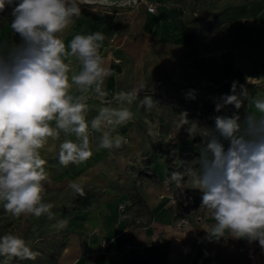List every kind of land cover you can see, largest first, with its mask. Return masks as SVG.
I'll use <instances>...</instances> for the list:
<instances>
[{
    "label": "clouds",
    "instance_id": "clouds-1",
    "mask_svg": "<svg viewBox=\"0 0 264 264\" xmlns=\"http://www.w3.org/2000/svg\"><path fill=\"white\" fill-rule=\"evenodd\" d=\"M83 3L0 0V13L11 8V32L19 37V42L0 40V203L15 220L56 219L55 202L45 199V184L51 182L46 151L58 148L62 167L79 166L94 154L93 133H100L97 151L120 149L128 141L117 129L135 120L131 106L151 113L159 105L152 95L141 97L149 89L142 79L107 99L106 81L117 74L109 64L111 54H101L105 34L76 33L65 42ZM93 100L99 104L89 119ZM245 102L242 120L238 110ZM228 105L237 111L215 116L212 129L190 121L187 111L176 116V129L188 125L189 137H202V146L198 165L173 171L164 184L174 185L180 194L185 189L201 193L198 210L213 221L201 228L205 239L258 242L264 250V98L250 96L245 85L233 81L231 94L220 98L215 111ZM145 124L148 135H157L153 121L145 117ZM68 188L74 197H85V178L69 181ZM171 201L177 203L174 195ZM67 223L66 218L59 219L54 227L60 230ZM195 230L189 225L179 237ZM38 256L22 235L11 231L0 235L2 264L13 258L35 261Z\"/></svg>",
    "mask_w": 264,
    "mask_h": 264
},
{
    "label": "crops",
    "instance_id": "crops-1",
    "mask_svg": "<svg viewBox=\"0 0 264 264\" xmlns=\"http://www.w3.org/2000/svg\"><path fill=\"white\" fill-rule=\"evenodd\" d=\"M149 2L155 5V13L149 14L142 8L138 16L158 26L155 33L156 52L150 62H148V56L144 58L143 54H136L131 59H126L125 55L118 52L116 59H113V62L109 61L110 67L117 75L110 76L106 81L108 100L113 99L116 91L129 90L136 84L135 78H127L130 73H126V68L133 66L134 70L139 71L143 67L139 66L136 69L137 61L139 65L145 67L149 63H155L154 83L161 85L165 91L169 90L171 93L175 91L183 97L187 96L189 90L198 88L209 80L205 75L208 72L214 82L227 75L230 77L232 74L241 78L264 76V51H262L264 50V0H153ZM179 9L186 11L187 14L201 12V19L195 23L194 19L188 15L179 27L176 22V11ZM10 12L9 7L4 13H0L1 40L9 39ZM242 18H246L245 24H242ZM206 19H209L214 27L213 43L210 45L212 49L208 51L205 49V44L200 40L195 41L196 35L187 30L191 25L196 26ZM73 36L66 34L65 42L70 41ZM238 43L245 44L247 49L256 45V49L253 47V50L245 51L243 56L234 52L231 54L232 46ZM109 47L112 46L104 45L101 54L107 56ZM180 47L184 50H179ZM226 47H229L230 51L223 54ZM217 56L219 59H225L218 74L217 63L210 69L206 61L207 58L217 60ZM233 58L238 59L237 66L232 65ZM125 63L128 65L126 66ZM117 76L120 78L117 79ZM132 81H134L133 84ZM220 89L217 91L216 87H208L204 105L209 106V111L202 119L196 120L200 126L212 129L215 116H231L237 111L232 105L226 106L220 112L215 111V105L220 98L225 94H231V87L228 85H223ZM258 92L260 93L255 96L264 98V89ZM154 100L158 101L159 105L151 113H145L135 104L131 106L135 120L117 129L128 141L120 149L97 151L96 141L100 133L92 134V144L93 152L96 151L97 154L109 155L116 152V159L119 161L117 171L121 172L131 170L132 164L135 167L141 166L145 155L151 157L150 163L145 164L144 167L151 170L155 177L146 180L132 174L128 178H123L122 182L113 184L116 187V193L111 194V197L107 196L109 198L105 201L107 205L104 213L91 214L88 217L91 219L75 222L69 230L66 245L60 250L53 264H264V250L260 248L258 242L249 244L246 240L231 238H222L219 241L205 239L207 233L201 228L213 221L200 214L202 219L196 221L195 215L188 214L178 203H171V197L176 191H165L162 184L167 177L168 162L165 156L153 150L151 143L159 139L156 135L150 136L148 132L145 133L148 130L145 117L156 125L161 123L167 130L166 135L162 137L163 140L170 134L175 137L177 152L191 150L195 152L197 160L200 156L202 137L190 138L186 131L188 125L177 130L175 121L178 114L173 113L169 108L172 105L169 100L166 102L160 98ZM162 102L165 104L163 105ZM89 103L92 106L89 114L91 119L96 115L95 109L99 102L93 100ZM158 107H165V110H158ZM246 109L247 102L238 110L242 120ZM163 112L166 118H158V114ZM154 131L157 133L156 128ZM57 153L58 148L55 151H46L44 155L45 157L53 156ZM82 167L87 169L88 163L80 168ZM105 170L109 177L111 173L115 175L116 168L107 166ZM133 190L137 192L148 212L146 222L143 221L142 216L133 213V208L126 207L124 212L117 209L118 204L128 202V194ZM160 195L163 197L159 198ZM182 216H186L189 223L181 229L176 222ZM189 225L196 230L188 232L184 237H179L183 236L181 232L187 230ZM93 230H97L95 234ZM104 243H106L105 246Z\"/></svg>",
    "mask_w": 264,
    "mask_h": 264
},
{
    "label": "rangeland",
    "instance_id": "rangeland-1",
    "mask_svg": "<svg viewBox=\"0 0 264 264\" xmlns=\"http://www.w3.org/2000/svg\"><path fill=\"white\" fill-rule=\"evenodd\" d=\"M143 1H147L148 3H150L149 1L153 2V0ZM81 7V16L75 19L67 33L68 35H75L76 33L89 34L95 31H101L106 36L104 45L112 46L108 48V53H112V62L113 59H116L118 52L121 55H125L126 59H131V57L136 56V54H143L144 58L148 56V62L151 61V57L154 56L153 54L156 52L157 48L155 33L158 26H156L154 22H148L144 20V18L138 16V12H140L142 8L145 9V5L140 0H85V3H83ZM92 9H95V11H92ZM200 13L201 12H190V14H187L186 11L179 9L176 11V22L178 26L181 27L183 20L189 15L196 23L197 20L201 19ZM241 20L242 24L247 22L246 18H242ZM9 29L8 40L11 41L15 39L16 42H19V37H13L11 28L9 27ZM187 30L196 35L195 41L200 40L205 44V49L207 51L212 49L210 45L213 43L212 31L214 27L209 19L203 20L201 24H197L196 26L193 24L190 28H187ZM145 34L148 36L146 37ZM253 47L256 49V45L247 49L245 44L241 45L238 43L232 46L233 50L231 51L229 47H226L223 54L230 51L231 54L234 52L235 54L243 56L245 51H250ZM180 48L179 50H184ZM241 59H243V57H241ZM206 61L209 63L207 67L210 69L217 63L218 74V70L222 68L225 59H219L217 56V60L214 58H207ZM232 63L233 66H237L238 59L233 58ZM125 64L126 66L128 65V63ZM139 64L140 63L137 61L135 67L136 69L139 68V66L143 67L140 69L141 71H136L133 66H129L126 68V73H130V75H127V78H135V83L141 79L148 82L149 89L147 93L142 92L141 96L143 97V95L148 94L152 95L154 99L160 98L164 100V102L169 100L172 107L169 106L168 103L167 106L172 109V112L179 114L182 111H187L190 121L202 119L209 111V106L204 105V99L206 98L205 94L208 92V87L213 86L216 87L217 91H220L223 85L231 87L233 81H238L239 84H243L247 87L250 95L253 94L254 96L260 93L258 90L264 89V76L261 75L248 76L256 79L250 83L246 82L245 77L241 78L233 74L230 75V77L228 75L224 76L223 79L214 82L211 80L208 72L205 75L209 80L205 81L198 88L189 90L187 96L183 97L181 95L179 96L175 91L172 93L169 90L165 91L161 85H156L154 83L153 79L156 77L154 73L155 63H149L146 67ZM133 82L134 81H132V84ZM237 92H239V87L237 88ZM189 94L195 98H191ZM164 102H162L163 105L165 104ZM158 110L164 111L165 107H158ZM158 116V118H166L165 112H163V114H158ZM156 131V136H158L157 138L159 140L151 143V146L158 154L166 157V161L168 162L167 177H169L173 171L183 172L186 167H196L198 165L195 152L191 150L176 151L175 137L172 134L166 136L164 140L162 139V137L166 135L167 130L164 129L161 123L157 124ZM147 132L148 130L145 133ZM196 137H199V135ZM96 142H98V140ZM93 153V156L85 162L86 164L88 163L87 169H83V167L80 168L85 163L79 166L70 165L65 168L59 165L57 155L45 157L48 160V171L51 180L50 183L45 184V199L55 202L56 207L53 209V212L56 215V219L49 220L46 217L36 219L29 216L15 220L4 211L3 205L0 203V235L9 231L22 235L26 240L31 242L33 250L39 252V256L35 261L13 258L9 260L7 264H53L60 250L64 248L67 243L66 239L68 238V233L72 225L75 224V222L79 223L85 219H91L88 218L91 214L97 215L104 213L107 205L105 201L107 198L111 197V194L114 195L116 193V187L113 184L122 182L123 178H128V176L132 174L141 179L146 178V180L155 177L151 170L144 167L145 164L151 161V157L147 155L142 159L141 166L135 167L134 164L131 165L135 170L132 167L131 170L121 172L117 171L119 161L116 159V152H112V154L109 155L97 154L96 151ZM107 166L116 168V171H114L115 175L111 173V176H108L105 170ZM77 177L85 178V197H74L71 194V190L68 188L69 181L75 180ZM188 194L192 199L186 200V204L181 207H183L188 214H193L195 217L204 215L203 212L198 210L201 193L198 190H190L189 192L188 189ZM119 205L121 204H118V210ZM122 205L124 209L119 210L120 212H124L126 207H130L133 208L134 214L142 216L144 222L148 220V212L136 191H131L128 194V202H124ZM192 209L195 212L190 213ZM65 218L68 221L67 226L57 230L54 227L56 221ZM96 231L97 230H93V233L95 234ZM4 259V257H0V264H2Z\"/></svg>",
    "mask_w": 264,
    "mask_h": 264
},
{
    "label": "built area",
    "instance_id": "built-area-1",
    "mask_svg": "<svg viewBox=\"0 0 264 264\" xmlns=\"http://www.w3.org/2000/svg\"><path fill=\"white\" fill-rule=\"evenodd\" d=\"M140 1L145 5V10H146L147 13H149V14H153V13H155V9H156V7H155L154 4H152V3H148L147 1H143V0H140ZM165 179H166V178H165ZM165 179L162 181V184H163V186H164L165 191L173 192V191L176 190V193L173 194V195L176 197V199H177V203H178L180 206L185 205V204H186V200H191V199H192V197L188 194V189H185L184 193H183V194H180V193H179V190L175 189V186H174V185H169V186L166 187L165 184H164ZM162 197H163L162 195L159 196V198H162ZM171 203H172V201H171ZM123 209H124V206H123L122 204L119 205V210H123ZM193 212H195V211L192 209V210L190 211V213H193ZM201 219H202V217H200V216H197V217H196V221H199V220H201ZM185 220L187 221V223H185ZM188 223H189V221H188L187 217H186V216H182L181 218H179V219L177 220L176 225H177L179 228L182 229V228H184L185 226H187ZM185 232H186V230L182 231L181 233L184 235ZM105 245H106V243H104V246H105Z\"/></svg>",
    "mask_w": 264,
    "mask_h": 264
},
{
    "label": "trees",
    "instance_id": "trees-1",
    "mask_svg": "<svg viewBox=\"0 0 264 264\" xmlns=\"http://www.w3.org/2000/svg\"><path fill=\"white\" fill-rule=\"evenodd\" d=\"M189 192H190V190H189Z\"/></svg>",
    "mask_w": 264,
    "mask_h": 264
}]
</instances>
